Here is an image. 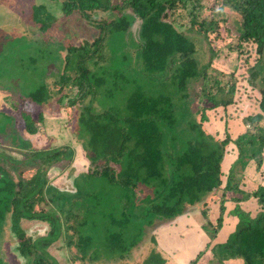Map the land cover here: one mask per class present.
<instances>
[{
    "label": "trees",
    "instance_id": "trees-1",
    "mask_svg": "<svg viewBox=\"0 0 264 264\" xmlns=\"http://www.w3.org/2000/svg\"><path fill=\"white\" fill-rule=\"evenodd\" d=\"M58 1L66 15L79 12L89 19L98 10L109 12V20L91 21L98 29L93 42L67 47L65 72L58 68L61 74H57L61 82H72L78 88L69 105L72 108L82 102L76 136L86 155L92 163L103 159L105 164L99 171L78 174L73 181L75 192L71 193L52 186L48 172L53 165L71 160L73 148L28 150L22 163L38 165L23 170H34L29 178L23 171L15 178L0 163V243L10 219L17 249L26 264H58L46 249L60 238L63 225L59 216L41 208L46 193H57L69 203L78 198L74 206L81 214L71 216L76 219L81 258L117 263L132 257L133 251L149 239L157 241L156 230L162 224L204 203L202 215L213 230V262L223 264L239 257L244 264H264V185L245 192L244 186L238 185L235 167L239 164L244 169L264 149V129L258 126L264 120V78L260 84L256 82L260 69L264 71V0H223L216 11L219 15L228 5L241 14L239 43L234 47L244 55L246 66L251 62L250 55L256 62L249 83L259 86L262 94L258 102L261 113L244 118L255 125L259 134L247 129L238 136L235 143L239 156L227 173L223 165L228 159L231 134L225 126V139L217 140L216 135L207 133L203 123L209 121L206 109L234 101L237 82L224 84L217 74L210 73L211 58L204 62L193 39L176 26L178 10L187 11L191 6V26L196 32L206 39L218 33V21L199 18L200 0H120L115 4L112 0ZM42 11L46 8L36 7L32 19L47 30L54 16L42 13L43 17ZM137 21L139 29L134 33L131 29ZM244 44L256 46L255 53L250 54L248 48L253 47ZM198 84L201 90L195 100L190 93L198 90ZM39 85L37 89L22 90L38 106L51 98L47 85ZM88 95L92 98L85 103ZM204 100L211 106H199ZM22 116L26 133H38L37 123L43 122V114L37 120L29 114ZM1 159L9 160L2 155ZM228 191L256 198L260 211L253 216V211L236 206L231 213L238 218L235 230L226 242L215 243L223 216L213 223L210 212L221 201L219 193L223 192L224 198ZM225 211L224 206L221 213ZM22 219L46 222L50 230L33 239L21 228ZM165 263L153 246L138 264ZM0 264H9L2 248Z\"/></svg>",
    "mask_w": 264,
    "mask_h": 264
},
{
    "label": "rangeland",
    "instance_id": "rangeland-1",
    "mask_svg": "<svg viewBox=\"0 0 264 264\" xmlns=\"http://www.w3.org/2000/svg\"><path fill=\"white\" fill-rule=\"evenodd\" d=\"M112 1L115 4L120 0ZM222 2L223 0L199 1L200 6L198 8L200 11L197 9L199 18L218 21V33L210 34L208 39L197 33L191 26V6L187 11L179 9L175 18L177 28L196 43L200 58L204 62H208L211 58L212 65L209 72L217 74L218 79L224 84L237 82L234 101L228 106L206 109L209 121L203 123V128L207 133L216 135L217 140L225 139V126L231 134L232 142L227 145L228 159L223 165L227 173L229 167H232L233 162L235 163L239 156V149L235 143L238 136L245 133L247 129L257 136L259 134L255 125L246 123L244 118L261 113L258 102L262 94L259 86L253 87L249 83L251 68L255 66L256 62L252 60L250 55L251 62L246 66L244 55L240 54L238 49L234 47L239 43L238 29L242 24L241 14L232 7L224 5L222 13L218 15L216 11L223 4ZM39 6L46 8V11H42L41 14H53L54 16L47 30H43L41 25L32 19L33 10ZM62 8V2L58 0H0V111L5 112L10 117L13 116V118L8 117L10 120L7 121V116L0 113V131H5L0 132V163L15 178H18L20 171L38 167L32 162L29 164L22 163L28 150L67 146L73 148L74 153L71 160L53 165L48 172V178L51 185L60 191L74 193V178L81 173L83 175L88 172L99 171L105 162L100 159L97 163H92L86 155L82 141L76 136L77 118L82 102L78 101L72 108L69 103L77 96V86H74L72 82L69 84L61 82L59 78L61 73L59 72L54 74V70H52V73L48 74V67L54 64L57 69L61 68L65 72L64 58L67 54V47L73 44L80 45L85 41L93 42L98 36V29L91 21L94 18L97 20H109L110 18L109 12L99 10L96 11V15H91L89 19L83 17L79 12L66 15ZM168 14L170 15L169 20H172L171 13ZM42 16L45 17L43 14ZM139 24L140 22L137 21L131 29L134 33L138 32ZM244 46L248 47L249 45L244 44ZM252 47L251 50L248 48L250 54L255 53L256 46ZM260 70L261 73L256 78L257 84H260V80L264 78V71ZM72 74L76 76L75 73ZM43 83L47 85L51 95L47 104L38 106L27 95L22 94L24 87L37 89L40 87L39 84ZM197 89V91L193 90L190 93L195 100H198L196 94L201 90L199 84ZM91 98L92 95H88L85 103H88ZM203 103L199 106H211V104ZM94 107L98 110L101 109L97 103L94 104ZM23 114H29L35 120L39 118L40 114H43V122L37 123L38 133L34 135L26 133ZM258 126L264 129V120L258 123ZM1 155L7 156L9 160L1 159ZM260 159L262 160L261 164L259 163ZM110 165L113 166L111 163ZM235 167L237 168L236 173L239 174L240 184L238 185L241 187L243 185L245 192L251 193L260 185H264V149L260 156L249 161L244 169L239 164H236ZM33 173V169L23 171L26 178L31 177ZM142 194L143 192L139 193L140 196L144 195ZM231 195L237 199L244 197L237 191L231 193L229 197ZM229 197L227 198L230 199ZM75 199L77 201L78 198ZM75 199L69 203L63 195L56 193L52 196L46 193V201L41 203V208L43 207L46 211L59 216L63 225V233L60 238L46 249L58 264H138L146 259L153 246L157 251L158 242H152L149 239L150 242H145L143 247L134 250L132 257L128 260L117 263L115 260L108 262L83 260L78 244V232L74 227L76 219L71 216L72 213L76 216L81 214L80 210L74 206ZM253 199L251 197L249 201H241L239 204L241 203L243 207L252 210L254 216L260 209L256 203L253 204L251 201ZM203 207L204 203L197 207L194 206L191 215L197 220V230H205V227H208L209 229L206 228L207 234L210 232L212 234V227L208 225L202 215ZM228 208L232 210V207ZM218 212H210V220L213 223H216L215 221L219 217ZM233 225L232 217H229L222 235L219 232V238L224 235L227 236L233 230ZM20 226L26 235L33 239L45 236L50 230L46 222L38 220L22 219ZM0 244L3 252L7 253L9 264L27 263L17 249V236L11 230L10 219L5 225L3 242ZM159 254L164 259L170 256L163 250ZM231 263L242 264V260L238 257L233 259Z\"/></svg>",
    "mask_w": 264,
    "mask_h": 264
},
{
    "label": "crops",
    "instance_id": "crops-1",
    "mask_svg": "<svg viewBox=\"0 0 264 264\" xmlns=\"http://www.w3.org/2000/svg\"><path fill=\"white\" fill-rule=\"evenodd\" d=\"M233 192L234 191H228L226 193L227 196L224 198H222L223 192H220L219 198H221V201H218L217 204H214L212 206L213 212L217 213L219 211L218 212L219 217L221 215L223 216V224L221 229L219 230V232H221V235L223 233L222 231L228 218L232 217V222H234L233 230L230 231L227 236L224 235L221 236L222 238H219L220 234L219 232L217 233V236L214 239V241H216L217 243L226 242L228 240L229 235L235 230L236 224L238 222V218L231 214L234 208L236 206H239L244 211L250 210L246 207H243L241 203L239 204V202L241 201L247 202L251 199V197L246 198L245 194L244 197L241 199L234 198L232 197V195L229 197V195ZM227 197H229L230 199H228ZM251 201H253V204H255L256 198H254ZM224 206L226 208V211L224 212L223 215L221 213V208ZM228 207H232V210L231 208ZM191 213L192 211L187 212L186 214L170 222H167V224H162L160 227L157 228L156 236H157L158 247L156 246V249L158 252L163 250L165 253L170 254L169 257L164 256L166 260L165 264H172V263L190 264L191 261L195 259H197L195 264H215V262H213V259H215L212 249L213 244L211 243L210 240L212 238L211 232L210 234H207L208 232L206 227L205 230L204 229L197 230V220L193 218ZM202 226L204 227L205 224ZM241 260H242V264H244L243 259ZM232 261L233 259H230L223 261L222 263L233 264L231 263ZM217 264H221V263H217Z\"/></svg>",
    "mask_w": 264,
    "mask_h": 264
},
{
    "label": "water",
    "instance_id": "water-1",
    "mask_svg": "<svg viewBox=\"0 0 264 264\" xmlns=\"http://www.w3.org/2000/svg\"><path fill=\"white\" fill-rule=\"evenodd\" d=\"M52 70H54L53 72L55 73H58L59 72V69L56 68V66L54 64H51L49 67H48V74H51L52 73Z\"/></svg>",
    "mask_w": 264,
    "mask_h": 264
}]
</instances>
